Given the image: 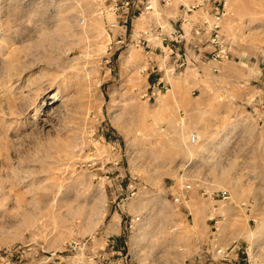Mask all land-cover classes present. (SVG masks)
Instances as JSON below:
<instances>
[{
  "label": "rangeland",
  "instance_id": "obj_1",
  "mask_svg": "<svg viewBox=\"0 0 264 264\" xmlns=\"http://www.w3.org/2000/svg\"><path fill=\"white\" fill-rule=\"evenodd\" d=\"M122 1L0 0V264H264V0Z\"/></svg>",
  "mask_w": 264,
  "mask_h": 264
},
{
  "label": "crops",
  "instance_id": "obj_2",
  "mask_svg": "<svg viewBox=\"0 0 264 264\" xmlns=\"http://www.w3.org/2000/svg\"><path fill=\"white\" fill-rule=\"evenodd\" d=\"M199 1L200 3L196 4L195 6H202L204 4L203 0H199ZM178 16L180 19L182 18L180 14ZM182 21H185V19L183 18ZM151 36H152L151 34L150 35L146 34L143 36V40H145L144 49L146 48L148 49L150 56L159 57V56H162V54L165 53L166 51L171 52L170 47L174 45V43H171V41L174 40V38L169 37L168 43H167V39L164 37H159L158 35H155V37H151ZM156 84H159V83H156Z\"/></svg>",
  "mask_w": 264,
  "mask_h": 264
},
{
  "label": "built area",
  "instance_id": "obj_3",
  "mask_svg": "<svg viewBox=\"0 0 264 264\" xmlns=\"http://www.w3.org/2000/svg\"><path fill=\"white\" fill-rule=\"evenodd\" d=\"M114 2H115V4H114V8H113V11L115 12V11H117V6H116V0H114ZM121 6H122V13H124V14H127V12H128V10H129V8H130V1L129 0H124V1H122L121 2ZM150 7H146L145 8V10H148ZM217 19V18H216ZM196 135H191L190 136V143L191 144H195V141H196ZM186 189H188V187H186ZM222 195H223V197L225 196L224 195V192L222 193ZM176 201H177V199H176Z\"/></svg>",
  "mask_w": 264,
  "mask_h": 264
}]
</instances>
